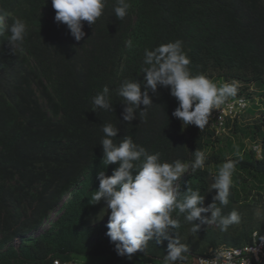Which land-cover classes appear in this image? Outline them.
Masks as SVG:
<instances>
[{
    "label": "trees",
    "instance_id": "1",
    "mask_svg": "<svg viewBox=\"0 0 264 264\" xmlns=\"http://www.w3.org/2000/svg\"><path fill=\"white\" fill-rule=\"evenodd\" d=\"M115 2L107 0L94 25L83 22L85 36L76 41L55 21L51 0H0L6 25L17 18L28 25L15 54L8 33L0 35V264H164L167 241L150 240L145 252L129 261L116 254L106 235L108 218L91 223L100 212V203L90 204L97 173L110 176L118 167L101 164V126L107 122L119 129L116 142L130 136L165 162L190 163L195 150L205 152L204 169L189 168L179 180L181 192L188 185L199 188L205 206L215 195L209 190L221 164L227 158L239 161L223 214L236 210L241 222L226 232L203 225L194 236L178 217L181 242L189 247L186 264L209 250L251 245L254 234L264 238V216L256 215L264 211V111L241 122L243 114L253 117L258 111L251 88L264 98V0H129L122 21L113 14ZM177 39L192 75L235 84L236 96L225 102L244 98L252 104L226 121L222 135L208 125L201 131L183 127L171 115L177 101L161 87L149 92L153 105L146 119L136 114L131 124L122 120L114 90L125 78L143 81L145 48ZM105 85L113 92V112L92 111L91 99ZM253 146H259L260 157ZM56 208V219L31 237Z\"/></svg>",
    "mask_w": 264,
    "mask_h": 264
},
{
    "label": "clouds",
    "instance_id": "2",
    "mask_svg": "<svg viewBox=\"0 0 264 264\" xmlns=\"http://www.w3.org/2000/svg\"><path fill=\"white\" fill-rule=\"evenodd\" d=\"M51 4L55 10V21L66 25L70 35L80 41L85 36L83 22L94 25L104 14L107 0H51ZM129 8V0H116L112 11L122 21ZM5 19V14L0 13V35L8 33L6 42L10 52L15 54L18 49L22 50L28 25L19 18L6 25ZM131 44L129 40L128 46L131 47ZM190 63L183 42L179 39L152 49L145 48L141 68L143 81L125 78L114 90L123 105L122 120L131 124L137 118L136 114L146 119L148 109L153 105L149 92L155 94L157 88L161 87L169 89L170 95L177 101L172 117L185 128L194 125L203 130L209 123L212 111L229 97L236 96L237 87L232 83L217 85L203 74L192 75ZM112 96L113 92L105 85L92 97V111L112 113ZM101 131V164L105 168L111 164L118 167L110 176H106L104 171L97 173L99 185L92 192L90 204L95 205L103 200L105 206L95 219L108 215L106 235L114 243L118 256L131 261L138 251L144 253L148 242L155 238L156 244L167 241L164 264H183L189 255V247L181 242L177 231L181 227L178 217L183 216L194 236L203 225H215L226 232L230 226L241 222L236 210L223 214V207L229 204L238 160L227 158L221 164L209 190L215 189V195L212 202L205 206V198L199 188L193 189L188 185L181 192L179 184L189 168L193 172L204 169L207 160L205 152L195 150L190 163L180 160L165 162L161 160V153L150 154L130 136L116 142L119 129L112 122L104 123ZM256 215L264 216V211L258 210Z\"/></svg>",
    "mask_w": 264,
    "mask_h": 264
},
{
    "label": "built area",
    "instance_id": "3",
    "mask_svg": "<svg viewBox=\"0 0 264 264\" xmlns=\"http://www.w3.org/2000/svg\"><path fill=\"white\" fill-rule=\"evenodd\" d=\"M247 107V101L244 98H236L222 104L219 108L214 109L209 118L208 127L219 136L226 131V121L234 119L241 114ZM252 150L260 157L259 146H253ZM251 245L242 248H219L209 250L207 255L198 257L195 264H264V238L256 239ZM53 264H59L54 262ZM76 264V263H69ZM183 264H186L183 262Z\"/></svg>",
    "mask_w": 264,
    "mask_h": 264
},
{
    "label": "rangeland",
    "instance_id": "4",
    "mask_svg": "<svg viewBox=\"0 0 264 264\" xmlns=\"http://www.w3.org/2000/svg\"><path fill=\"white\" fill-rule=\"evenodd\" d=\"M250 92L253 93V95H254V96H253V98H254V104H255V106H257L258 111H257V113L255 114V116H253V117H250V116H248V115H246V114H243V117L241 118V122H242V123H243V122H244V123H248V122H251L252 119H254V118H259V117H260L259 112L264 111V98H261V97L256 96L257 93H259V91H258L257 89H255V88H251ZM247 105H248V108H251V106H252L251 102H249V101H248ZM236 144H237V142H235V141L232 140V145H231V146H232L233 148L237 147ZM249 146H250V145H248V143H246V149H247ZM185 174H186V173H185ZM185 174H183L182 177H183ZM104 206H105V205H104V202H103V200H101V202H100V210H101ZM57 215H58V213H57V208H56V209L52 210V211L49 213L48 219H47L46 222L44 223L43 227L40 228V229H39L38 231H36L35 233H33V234L31 235V237H36V236H38L42 231H44V230L49 226V224H50L51 222H53V221L56 219ZM106 218H108V215H107V214H105L104 217L101 218V219H99V220H96L95 218H93V219L91 220V223H92V224H96V223H99V222L105 220ZM18 244H19V241L15 242V243H14V246H17Z\"/></svg>",
    "mask_w": 264,
    "mask_h": 264
}]
</instances>
